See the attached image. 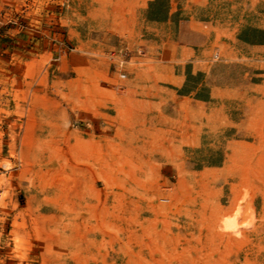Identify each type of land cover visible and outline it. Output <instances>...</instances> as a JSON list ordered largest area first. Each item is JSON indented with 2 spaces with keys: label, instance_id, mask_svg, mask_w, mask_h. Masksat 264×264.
<instances>
[{
  "label": "rangeland",
  "instance_id": "1",
  "mask_svg": "<svg viewBox=\"0 0 264 264\" xmlns=\"http://www.w3.org/2000/svg\"><path fill=\"white\" fill-rule=\"evenodd\" d=\"M0 264H264V0H0Z\"/></svg>",
  "mask_w": 264,
  "mask_h": 264
}]
</instances>
